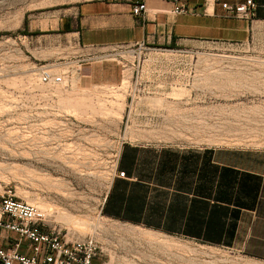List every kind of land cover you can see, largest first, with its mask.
I'll use <instances>...</instances> for the list:
<instances>
[{
  "label": "rangeland",
  "instance_id": "rangeland-1",
  "mask_svg": "<svg viewBox=\"0 0 264 264\" xmlns=\"http://www.w3.org/2000/svg\"><path fill=\"white\" fill-rule=\"evenodd\" d=\"M76 1L0 0V194L37 204L69 238H96L110 264H264L101 210L123 143L264 154V36L120 46L44 83L21 20Z\"/></svg>",
  "mask_w": 264,
  "mask_h": 264
},
{
  "label": "crops",
  "instance_id": "crops-1",
  "mask_svg": "<svg viewBox=\"0 0 264 264\" xmlns=\"http://www.w3.org/2000/svg\"><path fill=\"white\" fill-rule=\"evenodd\" d=\"M254 1L252 16L241 18L215 0H185L189 12L183 14L172 11L170 0H146L144 16L134 15L133 0H79L26 12L20 49L39 71L73 76L87 61L120 46L261 39L264 0ZM117 163L101 206L104 216L264 260V154L127 142Z\"/></svg>",
  "mask_w": 264,
  "mask_h": 264
},
{
  "label": "built area",
  "instance_id": "built-area-1",
  "mask_svg": "<svg viewBox=\"0 0 264 264\" xmlns=\"http://www.w3.org/2000/svg\"><path fill=\"white\" fill-rule=\"evenodd\" d=\"M170 1L174 4V13L189 12L185 0ZM215 2L241 18H250L256 8L254 0ZM146 11V0H133L134 15L144 16ZM39 76L44 83L60 84L67 75L42 68ZM120 175L125 176V172L121 171ZM104 255L103 246L96 238H69L62 230L46 223L37 204L19 198L11 188L0 194V264H110Z\"/></svg>",
  "mask_w": 264,
  "mask_h": 264
},
{
  "label": "trees",
  "instance_id": "trees-1",
  "mask_svg": "<svg viewBox=\"0 0 264 264\" xmlns=\"http://www.w3.org/2000/svg\"><path fill=\"white\" fill-rule=\"evenodd\" d=\"M23 33H27V30L24 29V30H23ZM166 46H167V47H175L176 44H175V43H172V44H168V45H166Z\"/></svg>",
  "mask_w": 264,
  "mask_h": 264
}]
</instances>
